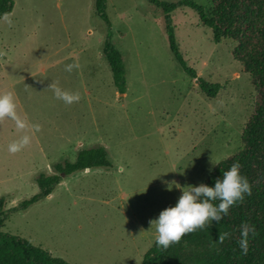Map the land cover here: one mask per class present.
I'll list each match as a JSON object with an SVG mask.
<instances>
[{
    "label": "rangeland",
    "instance_id": "rangeland-1",
    "mask_svg": "<svg viewBox=\"0 0 264 264\" xmlns=\"http://www.w3.org/2000/svg\"><path fill=\"white\" fill-rule=\"evenodd\" d=\"M13 1L0 20V93H13L26 127L0 119L6 209L36 195L37 178L82 149L106 147L113 167L68 177L46 200L12 213L2 231L70 264H142L155 243L149 222L243 147L256 93L233 57L236 43H215L193 8L171 14L183 58L197 78L220 87L209 98L174 60L165 15L152 0H107L111 29L96 16L95 0ZM187 1L207 13L212 7ZM109 32L127 70L123 96L103 57ZM68 64L79 67L67 71ZM50 83L79 101L57 99ZM24 135L29 143L9 152Z\"/></svg>",
    "mask_w": 264,
    "mask_h": 264
},
{
    "label": "trees",
    "instance_id": "trees-1",
    "mask_svg": "<svg viewBox=\"0 0 264 264\" xmlns=\"http://www.w3.org/2000/svg\"><path fill=\"white\" fill-rule=\"evenodd\" d=\"M165 15V30L170 52L178 66L192 79H197L201 92L215 98L219 85H210L197 78V73L183 58L177 44L171 14L182 6L195 9L203 25L211 29L213 40L236 43L233 57L250 76L255 89L252 114L241 136L243 147L221 161L210 173L205 184H214L223 172L238 162L239 171L249 185L250 194L229 206L219 222L208 221L202 228L183 234L165 249L156 243L144 255L142 264H264V0H212L209 13L193 1L170 4L152 0ZM14 9L13 0H0V20ZM95 14L111 29L107 0H95ZM103 57L113 75L119 94L127 92V70L122 53L108 34L103 46ZM109 151L98 145L78 152L75 161L59 162L54 174H41L37 180L38 193L6 209V198H0V264H70L27 239L2 231L12 213L26 212L31 206L46 200L68 177L93 169H110ZM214 205L218 200L212 201ZM250 231L245 238L246 251L240 247L241 225Z\"/></svg>",
    "mask_w": 264,
    "mask_h": 264
},
{
    "label": "clouds",
    "instance_id": "clouds-1",
    "mask_svg": "<svg viewBox=\"0 0 264 264\" xmlns=\"http://www.w3.org/2000/svg\"><path fill=\"white\" fill-rule=\"evenodd\" d=\"M73 67H79L78 64H68L65 66L67 71ZM48 87L53 89L57 99L66 104L79 101V93H70L61 89L57 85L50 83ZM10 118L15 121L18 129H24L26 124L17 116L16 104L11 91L0 93V119ZM37 130L39 125H34ZM29 143V137L24 135L19 141L9 144V152H17L21 147ZM240 165L238 162L223 172L222 178H217L211 186L200 183L198 185H188L181 191L174 205L162 209L158 216L149 223L155 224V243L157 246L167 248L170 243L176 242L180 237L202 228L208 221L219 222L221 214H227L229 206L237 200L243 198L244 194H250L251 189L247 179L240 174ZM218 200L219 203L214 205L212 201ZM250 231L249 225H241L240 247L246 249V240Z\"/></svg>",
    "mask_w": 264,
    "mask_h": 264
},
{
    "label": "water",
    "instance_id": "water-1",
    "mask_svg": "<svg viewBox=\"0 0 264 264\" xmlns=\"http://www.w3.org/2000/svg\"><path fill=\"white\" fill-rule=\"evenodd\" d=\"M121 96H123V94H121Z\"/></svg>",
    "mask_w": 264,
    "mask_h": 264
}]
</instances>
